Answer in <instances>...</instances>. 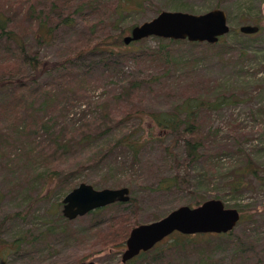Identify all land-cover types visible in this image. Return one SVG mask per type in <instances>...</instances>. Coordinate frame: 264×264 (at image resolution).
<instances>
[{"label":"trees","instance_id":"1","mask_svg":"<svg viewBox=\"0 0 264 264\" xmlns=\"http://www.w3.org/2000/svg\"><path fill=\"white\" fill-rule=\"evenodd\" d=\"M145 1L147 0H0V154L7 155L13 167H16L13 165L15 163L23 167L26 176L39 187L37 198L43 189L52 185H69L87 164L102 163L103 156L92 160L91 155H99L97 150H92V142H101L99 151L117 148L127 150L133 160L138 159L145 142H170L165 143L164 147L168 149L177 170L172 174H160L157 187L170 188L179 184L186 186L187 166L180 162L178 153L173 148L181 144L183 160H197L202 155L205 137L201 127L202 110L216 109L235 101L233 93H227V90L213 99L204 96V87L196 84L192 87L200 92L173 98L174 103H170L167 108H143L139 92L148 94L151 90L149 85L153 83L160 87L161 79L168 75V71L174 72L176 76L182 73L190 76L186 69H198L200 57L207 51L204 48L213 47L222 51L230 43V34H240L237 29L232 28L215 43L159 36H151L156 41L153 45L147 42L148 37L125 43V32L135 24H124L127 14L141 10ZM243 12V15H248L246 11ZM241 19L248 18L242 16ZM252 20L259 26V32L262 28L261 17H252ZM77 21L82 27L74 40H71L74 44L67 55L56 60L42 58L40 48L53 38L56 30L61 26H72ZM255 33L243 34L253 37ZM30 39L32 43L29 42ZM183 44L188 46L186 53H180V46ZM238 49V57H243L245 49L243 46ZM128 61L136 66H157L161 75L145 71L141 76L129 80L127 87L121 85L120 89L117 88L106 99L96 100L90 109V120L86 122L68 125L64 119H58L63 106L62 96H72L69 89L75 84L84 85L87 75L96 74L92 70L93 63L98 65V71L112 74L117 68H123ZM168 77L174 79L175 76ZM59 92L62 93L61 98L58 97ZM146 118L151 119L154 124H145ZM71 146H79L91 154L82 158L79 153L78 157L68 159ZM235 155L234 160L227 165L224 193L237 192L246 187V177L251 176L264 182L260 166L242 144L236 145ZM207 164L206 168L215 170L216 161L208 160ZM179 165L184 167V173L179 172ZM107 169H114V166H108ZM203 174L205 179L212 177L209 172ZM50 191L48 189L46 193ZM213 196L221 197V194ZM127 201L131 202L133 208L110 215L106 221L110 224L108 230L103 235L97 234L99 236L96 242L92 241V247L105 249L113 246L117 248L116 251L121 252L129 230L140 223L136 220L139 207L136 198L130 196ZM201 201L196 195L190 203L197 205ZM122 202L116 201L89 212L97 213ZM57 204H62L60 198L55 206ZM235 206L240 211L237 224L253 215L246 213L243 204L236 203ZM18 214L19 212H15L0 220V264H4L7 256L26 241L24 234L12 239L2 236L7 219ZM233 229L220 233L192 234L174 231L150 249L140 251L126 262L120 257L115 264H152L168 252L186 251L189 245L197 242L198 238H194L205 235L232 237L229 241L235 243L234 252L242 254L244 239L235 236ZM61 232L66 233L67 227L60 226L58 229L47 225L46 230L41 231L45 242H48L49 235ZM107 232L110 238L103 239ZM83 257L82 255L81 258ZM201 260L207 264L204 258Z\"/></svg>","mask_w":264,"mask_h":264},{"label":"rangeland","instance_id":"2","mask_svg":"<svg viewBox=\"0 0 264 264\" xmlns=\"http://www.w3.org/2000/svg\"><path fill=\"white\" fill-rule=\"evenodd\" d=\"M213 7L226 11L230 29L239 31L240 24L254 23L252 17H261L262 28L253 37H247L241 31L240 34H230V43L222 51L213 47L204 48L207 51L200 57L198 69H186L190 76L185 73L176 76L174 72L168 71V75L161 79L160 87L153 83L149 85L151 90L148 94L139 92L145 110L167 108L170 103H174L173 98L200 92L192 87L196 84L203 86L204 96L212 99L223 90L233 93L235 101L216 109L202 110L201 127L205 137L202 155L197 160H183L181 144L173 148L180 162L187 166V185L157 187L160 174H172L177 170L168 149L164 147L165 143L170 142H145L137 160H133L129 151L119 148L99 151L101 142H92V150L99 152L98 156L91 155L92 160L103 156L102 163L87 164L69 185H52L43 189L38 198L36 193L39 187L26 176L23 167L18 163L13 164L16 166L13 167L9 157L0 154V220L3 216L19 212L7 219L2 236L12 239L24 234L26 238L19 249L7 256L4 264L116 263L123 248L121 252L113 246L97 249V246L92 247V241L96 242L98 233L103 235L108 230L110 224L106 221L110 215L131 210L133 205L127 201L97 213L87 212L72 219L66 218L61 212L62 204L55 206V203L80 181L89 182L97 188L128 186L129 195L136 198L139 205L136 215L139 222L159 218L180 204L191 205L196 195L203 201L220 193L219 198L227 206L240 203L245 206L246 213H253L233 229L235 236L244 239L243 253L234 252L235 243L229 241L232 237L205 235L194 238H198L197 242L189 245L186 251L168 252L152 264H204L202 258L207 264H264V182L250 176L245 178L246 187L240 191L224 193L226 190L223 187L227 165L234 160L238 143L251 153L260 166V172L264 174V0H147L141 10L127 14L124 24L147 20L161 9L203 12ZM243 11L248 15H243ZM242 16L248 19L242 20ZM81 27L77 21L72 26L58 28L53 38L41 46L40 56L50 60L66 56L74 44L71 40H74ZM29 42L32 43L31 39ZM147 42L152 45L156 43L151 36ZM240 46L245 49L243 57H238ZM187 49V44H183L180 53L188 52ZM92 67L95 75H87L84 85L75 84L69 89L72 96H62L63 106L58 119H64L68 125L90 120V109L96 100L106 99L121 85L127 87L129 80L141 76L143 72L161 75L157 66H136L129 61L112 74L98 71L95 63ZM171 75L175 76L174 79H168ZM61 95L59 92L58 97L61 98ZM145 124L154 123L146 118ZM79 153L82 158L91 154L79 146H71L68 159L78 157ZM208 160L216 161L215 170L206 168ZM108 166H114V169L107 171ZM178 170L184 173L182 165L178 166ZM208 172L212 177L205 179L203 173ZM48 189L51 191L46 193ZM47 225L58 229L60 226L67 227V232L49 235L48 242H45L41 231H45ZM108 238L109 232L103 239Z\"/></svg>","mask_w":264,"mask_h":264},{"label":"water","instance_id":"3","mask_svg":"<svg viewBox=\"0 0 264 264\" xmlns=\"http://www.w3.org/2000/svg\"><path fill=\"white\" fill-rule=\"evenodd\" d=\"M239 31L251 34L258 31L255 23H242ZM230 30L226 11L213 7L203 12L180 9H161L153 17L131 26L123 41L129 43L149 36L172 39H187L215 43ZM128 186L94 187L80 181L68 190L61 199L62 214L69 219L83 215L92 209L116 201L130 198ZM240 219V211L235 206H227L219 197L204 199L197 205L180 204L163 216L140 222L131 227L121 252V260L126 262L140 251L148 250L174 231L184 234L200 232H227ZM92 261L81 264H92Z\"/></svg>","mask_w":264,"mask_h":264}]
</instances>
